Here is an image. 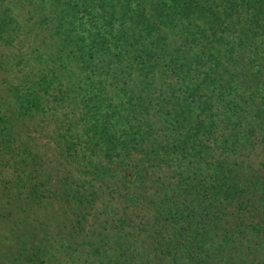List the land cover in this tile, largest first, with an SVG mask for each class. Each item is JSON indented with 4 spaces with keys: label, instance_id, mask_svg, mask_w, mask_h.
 I'll use <instances>...</instances> for the list:
<instances>
[{
    "label": "trees",
    "instance_id": "16d2710c",
    "mask_svg": "<svg viewBox=\"0 0 264 264\" xmlns=\"http://www.w3.org/2000/svg\"><path fill=\"white\" fill-rule=\"evenodd\" d=\"M0 264H264V0H0Z\"/></svg>",
    "mask_w": 264,
    "mask_h": 264
}]
</instances>
